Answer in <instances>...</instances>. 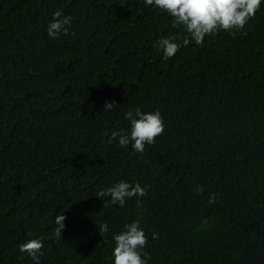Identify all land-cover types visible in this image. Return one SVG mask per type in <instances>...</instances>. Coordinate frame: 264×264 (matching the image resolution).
<instances>
[{"label": "trees", "instance_id": "trees-1", "mask_svg": "<svg viewBox=\"0 0 264 264\" xmlns=\"http://www.w3.org/2000/svg\"><path fill=\"white\" fill-rule=\"evenodd\" d=\"M57 9L75 36H47ZM162 36L188 38L142 0H0V264L35 238L39 264H112L133 220L148 264H264V4L167 60ZM136 106L165 125L143 154L105 136ZM121 180L146 195L96 196Z\"/></svg>", "mask_w": 264, "mask_h": 264}, {"label": "clouds", "instance_id": "clouds-1", "mask_svg": "<svg viewBox=\"0 0 264 264\" xmlns=\"http://www.w3.org/2000/svg\"><path fill=\"white\" fill-rule=\"evenodd\" d=\"M146 8L152 7L166 12L173 19L175 26H182L188 34V38L182 43H177L174 36H162L154 43L161 51L164 59L172 58L183 45L191 41L196 44L204 43L206 35H212L218 31H225L235 34L243 30L245 24L252 18L264 0H142ZM71 17L63 14L62 9L52 13V20L46 26L47 36L58 39L61 35L75 36V32H69ZM105 111H110L114 104L109 101L104 103ZM123 117L129 122L128 130H112L106 132L107 143L117 141L121 148L131 146V149L143 154L145 145H152L155 138L161 135L165 125L159 110L143 111L140 106L129 109L123 113ZM196 192H203V186L198 185ZM146 195L144 186L139 183L118 181L112 186L103 189L96 196L109 197V203L123 207L128 199L132 197H143ZM215 198L213 193L209 199ZM139 203V200L137 201ZM65 216L59 214L55 218L57 232L64 228ZM122 231L112 233L114 246L111 256L112 264H148L149 256L144 251L147 237L138 220L125 223ZM100 231L107 233V223L100 225ZM158 238L157 233H152V239ZM43 238L29 239L19 246V251L26 253L34 262L39 264L43 256Z\"/></svg>", "mask_w": 264, "mask_h": 264}]
</instances>
